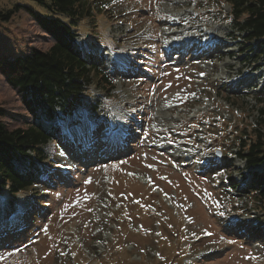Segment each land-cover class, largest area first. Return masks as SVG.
<instances>
[{
  "label": "rangeland",
  "instance_id": "obj_1",
  "mask_svg": "<svg viewBox=\"0 0 264 264\" xmlns=\"http://www.w3.org/2000/svg\"><path fill=\"white\" fill-rule=\"evenodd\" d=\"M102 1L75 28L109 80L59 125L35 190L0 193V264H264V213L248 191L264 167L243 178L230 142L261 120L264 62L232 32L229 4ZM28 9L52 15L0 0L12 12L0 55L51 45ZM0 109L11 129L30 120L1 74Z\"/></svg>",
  "mask_w": 264,
  "mask_h": 264
},
{
  "label": "trees",
  "instance_id": "obj_2",
  "mask_svg": "<svg viewBox=\"0 0 264 264\" xmlns=\"http://www.w3.org/2000/svg\"><path fill=\"white\" fill-rule=\"evenodd\" d=\"M52 15L28 9L40 30L50 37L46 50L30 48L27 52L0 55V74L5 82L20 93L22 104L30 114L25 127L9 128L2 120L0 109V193L7 190L10 200L24 190H35L40 165L50 164L47 144L56 139L61 123L74 124L72 116L83 108L86 90L91 83L103 87L109 80L105 60L89 52L87 57L72 42L78 35L75 26L92 17L102 0H31ZM230 6L232 32L242 37L243 44L253 56L264 62V0H223ZM11 11L0 14L8 19ZM233 34L231 33V36ZM241 44V43H240ZM242 48V47H241ZM111 84V83H110ZM262 102L261 97L256 98ZM96 100H89L92 110ZM38 112L46 126L39 121ZM264 122V106L258 109ZM260 121L243 125L234 135L231 151L242 160V172L248 176L250 168L264 164V130ZM233 150V149H232ZM250 189L254 208L264 213V173L251 172ZM237 191L238 186L234 187Z\"/></svg>",
  "mask_w": 264,
  "mask_h": 264
}]
</instances>
